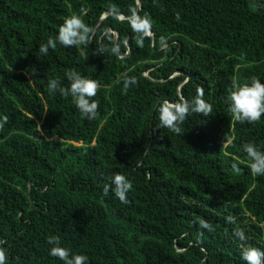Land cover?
Returning <instances> with one entry per match:
<instances>
[{
	"label": "trees",
	"instance_id": "16d2710c",
	"mask_svg": "<svg viewBox=\"0 0 264 264\" xmlns=\"http://www.w3.org/2000/svg\"><path fill=\"white\" fill-rule=\"evenodd\" d=\"M113 3L128 14L136 0H0V114L9 116L0 132V239L10 264H62L48 255L49 234L90 264H244L231 235L244 228L264 247V177H252L241 146L264 145V117L236 122L226 97L233 80L264 78V0H140L155 34L143 48L126 21L100 20ZM82 8L97 27L88 48L58 45L39 59V44ZM109 27L129 39L126 60L97 55ZM161 36L168 52L159 50ZM68 68L99 81L98 119L49 93L50 79L67 86ZM123 72L139 81L127 95L116 83ZM181 86L188 98L202 87L213 111L192 114L175 135L156 126L154 110ZM115 171L133 180L128 204L103 196ZM198 218L216 231L201 236Z\"/></svg>",
	"mask_w": 264,
	"mask_h": 264
},
{
	"label": "clouds",
	"instance_id": "9594fccd",
	"mask_svg": "<svg viewBox=\"0 0 264 264\" xmlns=\"http://www.w3.org/2000/svg\"><path fill=\"white\" fill-rule=\"evenodd\" d=\"M155 2V0H154ZM112 14L114 19L126 21L131 32L135 34L136 44L139 48L145 46V41L154 38V22L151 13L141 15L140 0H136L134 5L128 8V14L120 13L117 6L113 3L109 5L108 11H105L100 20H106ZM87 16V10L81 9L79 12L70 13L63 19L59 25L55 36H49L44 43L38 46L39 59L47 56L50 49L56 50L60 45L65 49L76 48L81 52L87 49L96 36L97 27L87 23L84 17ZM175 20L181 22L182 15L179 11L175 13ZM103 35L107 37L108 44L98 48L97 55L110 54L123 61L130 55L131 48L129 39H119L118 34L112 28L104 29ZM169 38L161 36L159 41V50L168 52L170 45ZM153 43V47H155ZM84 60L87 55H84ZM148 76V73H145ZM64 78L68 84H62L63 78H53L48 81V91L51 94L59 92L64 98L71 97V103L79 111L82 118L93 121L100 116V102L94 97L97 96L100 83L88 75L75 68H68L64 73ZM117 85L122 84V94L127 95L133 86H139L138 78L123 72L116 80ZM186 83V81L184 82ZM178 97L175 100L159 99L156 102L154 115L158 118L159 129H168L175 135H183L185 121L192 114L203 113L205 116L212 113L213 106L205 99V92L202 87L197 88L195 94L191 97H185L182 93V86L178 89ZM228 111L234 120L238 123L255 124L264 117V78L252 76L245 81L233 80L226 97ZM9 123V116L0 114V132L5 125ZM228 145L234 144V139L227 141ZM242 151L246 156L247 167L250 169L253 178L264 177V145H259L255 141H245ZM241 161L232 163V171L239 175ZM134 188L131 178L120 171L110 174L103 183V196L108 197L113 194L122 204H128V193ZM230 222L231 218H229ZM198 225L201 236L204 230L209 233L216 231L214 225L207 219L198 218L193 221ZM232 239L239 241L240 259L244 264H264V247L255 246L249 242V237L244 228H234L231 235ZM48 245V255L58 258L62 264H90V257L85 252L73 251L64 243V239L59 234H49L46 238ZM0 264H10V256L7 247V241L0 239Z\"/></svg>",
	"mask_w": 264,
	"mask_h": 264
}]
</instances>
